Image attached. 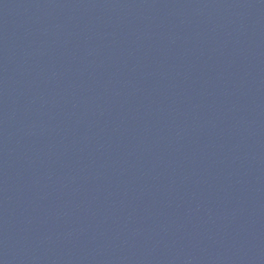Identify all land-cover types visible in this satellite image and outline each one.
Instances as JSON below:
<instances>
[{"label": "water", "instance_id": "water-1", "mask_svg": "<svg viewBox=\"0 0 264 264\" xmlns=\"http://www.w3.org/2000/svg\"><path fill=\"white\" fill-rule=\"evenodd\" d=\"M0 264H264V0H0Z\"/></svg>", "mask_w": 264, "mask_h": 264}]
</instances>
